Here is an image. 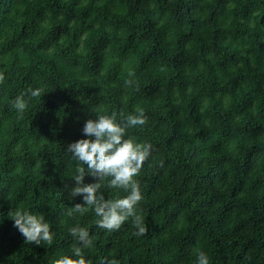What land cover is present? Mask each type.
<instances>
[{
	"label": "trees",
	"instance_id": "trees-1",
	"mask_svg": "<svg viewBox=\"0 0 264 264\" xmlns=\"http://www.w3.org/2000/svg\"><path fill=\"white\" fill-rule=\"evenodd\" d=\"M0 73V264L71 255L77 224L93 264H197L198 250L264 264V0H0ZM29 88L42 91L20 113ZM137 107L147 123L128 135L153 146L136 177L147 234L67 217L84 203L69 198L68 146L89 138L88 120ZM20 205L51 222V245L26 243L10 217Z\"/></svg>",
	"mask_w": 264,
	"mask_h": 264
},
{
	"label": "clouds",
	"instance_id": "clouds-1",
	"mask_svg": "<svg viewBox=\"0 0 264 264\" xmlns=\"http://www.w3.org/2000/svg\"><path fill=\"white\" fill-rule=\"evenodd\" d=\"M4 79V75L0 73V83ZM41 91L42 89L29 88L27 93H21L12 101V107L23 113L28 107L25 96L30 94L31 97H38ZM146 123L147 117L140 107L136 108L135 114H99L96 119L86 122L83 133L89 138L72 143L67 148V154L77 162L76 174L72 178L76 187L71 189L69 198L82 196L84 203L68 207L65 212L67 217L74 218L77 213L84 216L92 211L98 217L95 224L108 232L119 231L131 221L137 230L133 235L147 234L148 228L144 222L143 209L140 207L144 197L141 183L136 177L151 157L153 146L128 135L130 128L142 127ZM86 176L94 177L99 182L85 184ZM102 189H120L127 195L106 200ZM10 217L14 226L26 238L27 244L40 246L53 243L55 233L44 214L23 210L20 205L10 213ZM68 231L76 241L72 246L71 255H60L51 264H93V261L86 259L84 255V249L94 246V237L90 235L89 230L77 224ZM99 264L120 262L104 258ZM197 264H209L205 252L198 250Z\"/></svg>",
	"mask_w": 264,
	"mask_h": 264
}]
</instances>
